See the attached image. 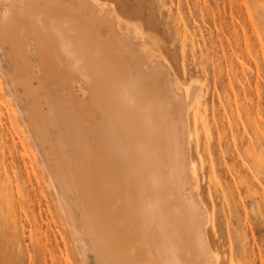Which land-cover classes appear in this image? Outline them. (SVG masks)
I'll use <instances>...</instances> for the list:
<instances>
[{
    "label": "bare ground",
    "instance_id": "1",
    "mask_svg": "<svg viewBox=\"0 0 264 264\" xmlns=\"http://www.w3.org/2000/svg\"><path fill=\"white\" fill-rule=\"evenodd\" d=\"M143 40L100 0H0V119L34 146L82 264H220L190 157L201 91Z\"/></svg>",
    "mask_w": 264,
    "mask_h": 264
},
{
    "label": "rangeland",
    "instance_id": "2",
    "mask_svg": "<svg viewBox=\"0 0 264 264\" xmlns=\"http://www.w3.org/2000/svg\"><path fill=\"white\" fill-rule=\"evenodd\" d=\"M100 1L140 29L138 51L165 59L179 86L199 87L190 157L208 244L220 264H264V0ZM1 114L0 264H82L34 146L14 147Z\"/></svg>",
    "mask_w": 264,
    "mask_h": 264
}]
</instances>
